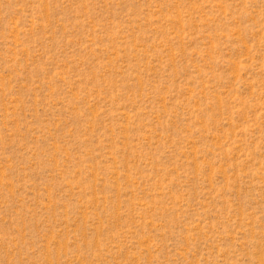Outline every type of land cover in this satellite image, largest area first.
Listing matches in <instances>:
<instances>
[{
    "label": "rangeland",
    "instance_id": "obj_1",
    "mask_svg": "<svg viewBox=\"0 0 264 264\" xmlns=\"http://www.w3.org/2000/svg\"><path fill=\"white\" fill-rule=\"evenodd\" d=\"M0 264H264V0H0Z\"/></svg>",
    "mask_w": 264,
    "mask_h": 264
}]
</instances>
